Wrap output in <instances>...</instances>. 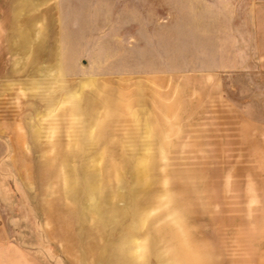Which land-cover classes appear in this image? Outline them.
<instances>
[{
  "label": "rangeland",
  "instance_id": "rangeland-1",
  "mask_svg": "<svg viewBox=\"0 0 264 264\" xmlns=\"http://www.w3.org/2000/svg\"><path fill=\"white\" fill-rule=\"evenodd\" d=\"M40 23L51 78L0 98L2 264H264V0Z\"/></svg>",
  "mask_w": 264,
  "mask_h": 264
},
{
  "label": "crops",
  "instance_id": "crops-1",
  "mask_svg": "<svg viewBox=\"0 0 264 264\" xmlns=\"http://www.w3.org/2000/svg\"><path fill=\"white\" fill-rule=\"evenodd\" d=\"M52 1L0 0V98L3 90L9 91L26 79L34 83L51 78L57 60L56 45L49 36L40 35L50 31L49 26L40 23V10L49 8ZM9 252L12 257L20 251ZM0 263L4 259L0 258Z\"/></svg>",
  "mask_w": 264,
  "mask_h": 264
}]
</instances>
